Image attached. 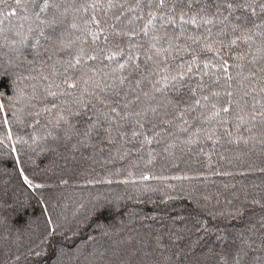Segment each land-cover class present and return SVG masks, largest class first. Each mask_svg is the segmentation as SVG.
I'll use <instances>...</instances> for the list:
<instances>
[{
    "label": "trees",
    "instance_id": "1",
    "mask_svg": "<svg viewBox=\"0 0 264 264\" xmlns=\"http://www.w3.org/2000/svg\"><path fill=\"white\" fill-rule=\"evenodd\" d=\"M261 2L0 0V264H264Z\"/></svg>",
    "mask_w": 264,
    "mask_h": 264
},
{
    "label": "snow or ice",
    "instance_id": "2",
    "mask_svg": "<svg viewBox=\"0 0 264 264\" xmlns=\"http://www.w3.org/2000/svg\"><path fill=\"white\" fill-rule=\"evenodd\" d=\"M161 3H163V0H161ZM228 6L231 7V4H229ZM260 8H261L262 11H264V0H262V2L260 4ZM253 14L255 15V12H253ZM233 43H235V41H233ZM197 103H199V101H197ZM113 111H115V109H113ZM225 111H227V109H225ZM24 179H25V183H29L27 177H25ZM145 179H147V177H145ZM37 187H39V185H37Z\"/></svg>",
    "mask_w": 264,
    "mask_h": 264
},
{
    "label": "rangeland",
    "instance_id": "3",
    "mask_svg": "<svg viewBox=\"0 0 264 264\" xmlns=\"http://www.w3.org/2000/svg\"><path fill=\"white\" fill-rule=\"evenodd\" d=\"M62 166H63V163L61 164ZM144 245L147 247V244L146 243H144ZM21 247V246H20ZM7 252H9V251H7Z\"/></svg>",
    "mask_w": 264,
    "mask_h": 264
}]
</instances>
